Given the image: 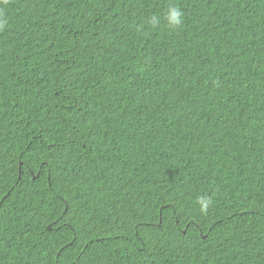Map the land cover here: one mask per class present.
<instances>
[{
	"label": "trees",
	"instance_id": "16d2710c",
	"mask_svg": "<svg viewBox=\"0 0 264 264\" xmlns=\"http://www.w3.org/2000/svg\"><path fill=\"white\" fill-rule=\"evenodd\" d=\"M0 13V264H264V0Z\"/></svg>",
	"mask_w": 264,
	"mask_h": 264
},
{
	"label": "clouds",
	"instance_id": "9594fccd",
	"mask_svg": "<svg viewBox=\"0 0 264 264\" xmlns=\"http://www.w3.org/2000/svg\"><path fill=\"white\" fill-rule=\"evenodd\" d=\"M0 15H2V13H0ZM183 15V11L180 7L175 4H171L167 8L164 18L170 27H177L181 25ZM150 22L153 26H156L159 23V18L153 16ZM4 26V22H0V29H3ZM197 203L199 204V211L203 214H206L208 212L209 207L212 205V199L209 196H200L197 200Z\"/></svg>",
	"mask_w": 264,
	"mask_h": 264
},
{
	"label": "water",
	"instance_id": "95a60500",
	"mask_svg": "<svg viewBox=\"0 0 264 264\" xmlns=\"http://www.w3.org/2000/svg\"><path fill=\"white\" fill-rule=\"evenodd\" d=\"M20 166H21V164H20ZM49 228H50V226H49Z\"/></svg>",
	"mask_w": 264,
	"mask_h": 264
}]
</instances>
